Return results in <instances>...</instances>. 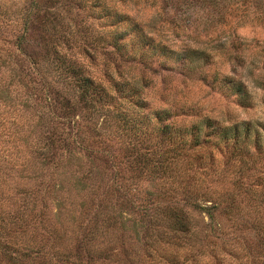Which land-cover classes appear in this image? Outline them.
Here are the masks:
<instances>
[{
    "label": "trees",
    "instance_id": "trees-1",
    "mask_svg": "<svg viewBox=\"0 0 264 264\" xmlns=\"http://www.w3.org/2000/svg\"><path fill=\"white\" fill-rule=\"evenodd\" d=\"M20 1L0 0L2 16L11 24V29L4 27L6 29L0 30V264H28L26 262L34 263L44 258H52L51 264H66L68 258L73 259V255L72 263L88 264L93 258H110L112 254L96 246L107 245L115 239L121 248L126 243L132 248L135 244L148 247L154 241L165 242L174 249L166 253V260L171 264H197V250L189 251L186 248L188 239L196 235L193 234L192 211H199L207 217L201 240L210 236L217 238L221 248L226 251L228 244L240 238L234 233L235 230L251 227L254 229L257 252H260L258 255H264V219L262 215H257L264 199L258 197L254 202L247 199L246 196L253 191L245 180L249 176H255L258 180L257 173L264 172L256 164H249L250 160L256 162L264 156L263 122L242 120L221 123L220 120L215 122L203 116L196 120L181 121L172 127V123H177L168 119L173 112L167 108H156L142 114V121L147 119L151 130H148V126L139 130L137 123L126 112L119 110L115 114L124 131L122 134L128 137L126 142L131 143L119 151L91 145L90 141L104 142L105 139L90 140L89 136H84V129H80L79 117L75 112L76 106L81 103L92 112L107 114L114 96L88 73L82 62L66 50L74 45L75 30L70 21L73 18L72 5L82 9L88 7L92 15L93 9L102 5L96 17L105 18L107 24L113 26L108 32L107 43L121 53L127 52L126 38L135 34L132 45L136 46V53L141 50L139 56L143 60L153 54L170 56L186 64L188 71H195L210 62L205 48L187 43L181 49L172 48L156 40L155 28H145L152 20L142 22L135 11L129 13L107 7L102 0H28L24 6H20ZM151 2H160L163 9L165 6L174 9L170 24L172 33L177 36L181 31L187 32V36L207 35V25L211 24L214 29V23L226 21V14L235 16L238 25L248 19L250 22L264 23V0ZM195 8L206 10V22L202 26L197 23L193 31H189V15ZM214 10L218 13L215 21L211 16ZM175 14H180V17L177 15L178 20ZM38 17L44 19V34L49 36H41V49L27 37L28 24ZM64 17L68 18L65 26ZM179 20H182V24ZM126 21V26L121 25ZM19 22L21 25L17 27ZM62 25L68 29L67 37L64 34L62 37L56 35ZM192 32L195 34L191 35ZM102 36L99 38L102 39ZM221 37L220 30L212 38ZM229 37H232L231 42L235 46L237 36L234 30L226 35V38ZM64 46L66 49L62 51ZM148 48L151 50L149 53L145 51ZM235 58L238 60V55ZM158 63L162 67L168 66L163 59ZM198 73L202 78L206 77L205 73ZM220 81L230 88L241 105L251 103L250 92L241 78L224 74ZM115 85L118 92L130 99L137 93L135 86L127 91L123 85ZM133 102L138 107L142 106L139 100ZM209 143L211 147H208ZM217 154L226 157V161L224 166L217 167L216 174L219 176L216 180L226 174L225 165H229L231 158L238 162V176L231 182L230 188H220L223 190H217L214 183L205 181V177L215 170ZM83 158L88 162L87 167H83L82 173L76 175L72 168L74 165H85L82 163ZM122 159L129 163V170H133L129 181H125L122 172L121 176H113L110 183L107 179L101 184L100 180L104 176H97L100 169L94 170L91 163L113 164L118 160V169L121 167L124 171ZM76 160L80 162L75 163ZM230 164L234 165L235 162ZM251 168L258 172L249 173ZM45 169H49V178L54 173L57 177L62 174L60 180L65 179L67 182V187L64 182H60L55 189L59 199L57 206L62 208L64 214L63 219L58 221V228L46 227V204L35 209V200L42 189L40 185L47 184ZM72 175L74 179L70 181ZM15 178L21 198L28 197L27 203L21 199L16 206L10 205L14 202L9 201L12 197L6 193L11 179ZM32 180L34 184L31 185ZM141 180L148 181L143 190L140 189ZM5 184L8 189L3 188ZM100 186V193L109 192L113 199H106L107 204L94 212L90 219L92 224L85 223L79 217L86 208L85 199L96 198L94 196L98 195ZM40 192L45 194L43 190ZM70 192L76 197L68 199ZM131 210L136 211L138 216L132 219L128 217ZM250 210L254 213H250ZM216 212L231 217L234 229L220 230L215 221ZM160 226L167 228L166 233L157 229ZM213 227L218 228L215 230ZM68 228L69 235L66 231ZM41 229L44 232L41 233ZM51 236L58 241L47 243ZM241 238L244 239L243 236ZM211 240L214 239H208V242ZM71 244L75 246V252L68 248ZM130 255L126 249L125 261L131 263Z\"/></svg>",
    "mask_w": 264,
    "mask_h": 264
},
{
    "label": "rangeland",
    "instance_id": "rangeland-1",
    "mask_svg": "<svg viewBox=\"0 0 264 264\" xmlns=\"http://www.w3.org/2000/svg\"><path fill=\"white\" fill-rule=\"evenodd\" d=\"M102 1L107 7H114L120 11L129 13L135 11L142 22L146 23L148 20H152L150 24H146L147 27L145 28H155L156 40H161L169 44L168 46L172 48L181 49L186 43L203 46L205 48V53L209 55L210 62L205 63L202 67L196 68L195 71H188L186 64L181 63L180 60L176 61L170 56L153 54L152 57L149 56L147 60H143L139 56L141 50H138L136 53V46L132 45V42L136 38L135 34L126 38L127 43L125 44V49L127 52L121 53L116 50L113 45L107 43L109 39L108 32L113 29V26L107 24L108 21L105 18L96 17L99 11H101L100 8L102 5L93 9V15L88 7L82 9L72 5L71 14L73 18L70 19V21L75 30V37L73 38L74 45L68 49L64 46L62 51L66 49L72 57L82 62L88 73L94 77L96 81H100L105 89L114 96V101H112L109 106L111 110L107 114H103L100 111L92 112L82 106L81 103L75 108V112L79 117L80 129H84L82 134L84 136H89L90 140L105 139L104 142L90 141V143H92L91 145L95 147L105 146L120 151L131 144L126 142L128 137L122 134L124 131H122V126L119 125V119L115 114L116 111L119 110L126 112L127 116L137 123L139 130L145 126H148V130H151L152 127L151 124L148 123L149 121L147 119L146 121H142V114L144 112H151L156 108H167L173 112L168 119L177 121V123H172V127H176L181 121L196 120L203 116L210 117L215 120V122L220 120L221 123L242 120L264 123V23H258L256 21L250 22L248 19L244 24L238 25L235 16L226 14V21L224 23H214V29L211 24L207 25V28L209 27V36H207L208 34L187 36V32L184 31H181V34L177 36L172 33V24H170V19L174 14L173 8L165 6L163 9L160 2H151L152 0ZM27 3L28 0H21L20 6L27 5ZM166 9L168 10L167 12L165 11ZM177 15L180 17V14H175V19H177ZM206 15V10L203 11L202 9L195 8L189 15V21L191 22L189 31H193V27L197 23H200L202 26V24L206 22ZM211 16H213L215 21L218 17L217 10L212 11ZM67 17L63 19L64 26L68 20ZM179 22L182 24V20H179ZM20 25L21 23L19 22L17 27ZM121 25L126 26L127 21ZM121 25L119 27H121ZM0 26V30L6 28L11 29V24L5 17L3 18L1 9ZM64 26L62 25L59 27V33H56V35L60 34L62 37V34H64V36L67 37L68 29ZM201 26H198L199 29ZM28 27L27 37H29L30 42L33 44H38L37 48L41 49V36L46 38L49 37L44 34V19L41 17L34 18L28 24ZM220 30L222 37L216 39L212 38L215 37L216 32ZM233 30L237 36L235 37V46L231 42L232 37L226 38V35L229 32H233ZM193 34L195 33L192 32L191 35ZM100 35H103L102 39L99 38ZM197 39L203 41L196 42ZM145 51L149 53L151 50L148 48ZM235 55H238V60L235 58ZM161 59L168 65L167 67L159 65L158 61ZM237 61L239 64H237ZM199 71L205 73L206 77L202 78L198 73ZM224 74L233 76V78H241L246 83L251 96L250 104L241 105L238 102L236 95L231 92L226 84L220 81ZM116 83L119 86L123 85L124 89L127 91H129L132 86L137 87V93L134 95V98L130 99L118 92L115 85ZM133 100H139L142 106H136ZM151 115L152 114H150V116ZM118 116L120 117V115ZM181 116L185 118H180ZM151 119L153 120L152 117ZM172 130L174 131L175 129ZM124 139L126 140L124 141ZM152 139L154 138L152 137ZM131 141L133 142L134 139ZM208 145V147L212 146L210 143ZM216 158L215 170L212 174H208L205 177V181L214 183L213 186L217 188V190H223L227 187L230 188L232 185L231 182L238 176L236 172V164L238 165V162H236L235 158H231L230 161H228L229 165H225L227 167L226 174L216 180V177L219 176L216 174L218 171L217 167L220 168L224 166L226 157L217 154ZM78 161L79 160H76L75 163H78ZM97 162L98 161H93L91 164L94 170L100 169V173H96L97 176H104L103 180H100L102 181L101 184L107 179V182L110 183L113 176H121L122 172L126 182L131 178L130 175L133 170H129V163L124 159H122V166H125L124 171L121 170V167L118 169V166H120L118 160H115L113 164L106 162L99 165ZM231 162H235V164H230ZM82 163L85 165L73 166L72 171L76 175L82 173L83 167H87L88 162H85V158H83ZM251 163L256 164L257 167L263 170L264 156L256 162H251L250 160L249 164L252 165ZM75 168L76 170H74ZM48 171L49 169H45V183L47 182V184L40 185L42 187L40 191H45V194L39 191L38 198L35 200V209L43 207V203L44 205L46 204L44 206L46 213L45 225L46 227L49 225V228L52 229L53 227L58 228V221L61 218L63 219L64 216L62 208L57 206L59 199L56 197L55 189L58 188L60 182H64L66 185L65 187H67V182L64 181L65 179L63 181L60 180L59 177H63L62 174L57 177L54 173L51 178H49ZM257 172L258 170L253 171L252 168L249 169V173ZM257 174L258 180L255 176H249V178L245 179L250 190L253 191V193L247 195L246 198L252 202L258 197L264 199V172H258ZM202 177L204 178L203 175ZM21 179L25 180V178ZM72 179H74L73 175L70 176L69 180L72 181ZM212 179H214V181L211 182ZM16 181V178L13 180L11 179L9 189L7 184L3 187L4 189H8L6 193H9L12 197L9 201L11 202L12 200L14 202L10 205L14 206L19 204L22 199L21 193L17 191L16 185H18V183ZM169 181L170 180H168L167 183H169ZM30 184H34V181H30ZM146 184L148 185V181L141 180L140 189L143 190ZM100 190H102L101 186L98 190V195L94 196L96 198L87 197L88 199H85V204L87 203L86 208H83L84 213L81 212L79 214L80 219L84 220L85 223L92 224L90 219L93 218L94 212L98 208H102L104 204H107L106 199H113V196L109 192L101 194ZM42 195H44V197L41 199ZM75 197L73 192L68 194V199ZM24 200L27 203L28 197L22 199V202ZM260 207L262 209L257 215H262L264 219V203ZM244 210H246V208ZM250 213L254 212L250 210ZM191 214L193 220V234L196 233V235L188 239L186 248L189 251L192 249L194 251L197 250V264H202L203 262H205V264H264V255H258L260 252H257L253 228L248 227L240 231L239 229L235 230L234 233L240 238L238 241H234L230 245L228 244V246H226V251L228 252H226L221 248V242L217 238L210 236L206 240H201L200 236L201 234L203 235L205 231V226L203 224L207 221V217L199 211H192ZM76 215H78V212H76ZM137 216L134 210H131V213L128 214V217L131 219ZM215 221L220 230L231 231L235 227V225L232 224L233 219L222 212L215 213ZM218 227H213V229L215 228L216 230ZM157 229H159V231H167V228L164 226H160ZM207 229L209 231V228ZM213 229L211 228V231H213ZM66 231L67 235H69L70 228H68V230L66 229ZM108 231L110 232V229H108ZM42 232H44L43 229H41V233ZM241 236L244 237L245 241ZM208 239L214 240L208 242ZM53 241H58V239L56 240V238L51 236L48 238L47 243H54ZM72 244L70 247L68 246V248L75 252V246ZM96 248H103L106 252L112 254V256L105 260L93 258L88 264H171L169 260H166V253L169 254L170 251L174 250L169 244L159 241H154L152 244L150 243L148 247L135 244L132 248L126 243L124 249L120 247L116 239L107 243V245L105 244L100 247L96 246ZM126 249L131 253V263L125 261ZM163 253H165V255H162ZM71 258L74 259V255L71 256ZM73 259L68 258L66 264H74L72 263ZM26 263L51 264L52 258L40 259L34 263L28 261Z\"/></svg>",
    "mask_w": 264,
    "mask_h": 264
}]
</instances>
